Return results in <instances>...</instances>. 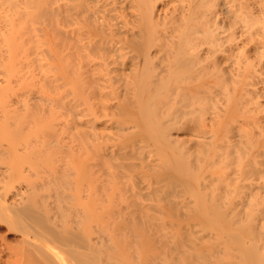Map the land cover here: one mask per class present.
I'll use <instances>...</instances> for the list:
<instances>
[{"label": "bare ground", "instance_id": "6f19581e", "mask_svg": "<svg viewBox=\"0 0 264 264\" xmlns=\"http://www.w3.org/2000/svg\"><path fill=\"white\" fill-rule=\"evenodd\" d=\"M5 1L10 0L0 3ZM47 1L50 0H26L23 5L25 9L21 13L29 21L43 16V19L49 21L51 18L45 16L50 17L56 8L48 10ZM55 1L57 4V0ZM67 1L62 8L68 17L66 26L73 23L75 25L72 26L75 27L88 26L87 34V31L80 32L81 35L86 34L85 39L88 40L85 43L90 45L88 48L79 41L82 36H78L79 32H76L75 37L80 45H75V40L74 46L70 48H77L79 45L83 49L82 56L77 58L81 59V63L85 60L86 68L80 66L87 73L90 70L96 71V74L101 73L96 78L95 73L88 78L90 80L87 82L90 81L96 88L86 83L92 95L95 98L94 94L99 96L98 101L94 98L96 102H92L93 98L90 96L92 103L79 102L84 107L87 106L85 110L77 104L79 110L85 112L83 116L92 114L94 118L92 115L86 120L82 118L83 123L78 121L72 128H83L85 125L93 128L96 125L93 126L92 123H96L97 116L111 114L116 117L109 123H113V129L116 128L121 133L116 141L108 135L114 139L109 140L117 144L114 146L108 138L105 139L107 134L103 138L102 133L105 131L100 134L95 129L87 132L88 128H77L71 136L67 135L68 141L69 138L78 140L77 144L72 141L76 147L70 145V151V147L63 150L60 142L64 138L56 137V142L57 139H62L59 141L60 146L57 142L56 146L59 147L54 145L55 137L50 138L58 135V130L64 133L62 130L66 129L65 123L59 124L63 125L62 129H56V125L51 124V118H56L59 114L53 112V106L58 107L59 104L61 108L63 103H70L65 98L66 102L62 100V94L58 95V99L46 97L48 105L38 106L32 102H24L22 106L13 104L12 108L8 103V107L3 106L0 122L3 120L2 123H6L8 120L12 123V128L6 130L3 129L4 126H0V155L8 157L4 168L0 169V229L16 233L17 244L10 246L11 250L15 249V255L18 253L19 258L21 257L19 261L22 264H264V103L259 101L260 97L261 100L264 99V90L261 88L264 87L261 84L264 82V0H228L230 4L225 8L226 20L223 22L228 21V27H242H238L239 32H242L241 38L245 34L244 38L239 39L241 42L237 48L241 49L237 52L233 49L234 57L228 65L222 63L229 60L232 54L216 58V51L223 48L219 45V35L217 36L218 12L215 6L218 0ZM50 10L52 13H49ZM54 14L51 15L53 18ZM15 24L20 26L19 21ZM224 27L222 29L226 30ZM229 32L228 38L234 37ZM223 34L222 32L221 35ZM71 36L69 38L74 40ZM17 38L14 36V40L13 37L10 39L13 41L10 46L19 42ZM81 40L84 41V38ZM9 48L7 49L11 51L12 47ZM74 56L76 58L75 54ZM58 57L61 59L60 64H63V60L65 63L64 58ZM70 59L78 60L69 57ZM60 64L57 68L68 76V65ZM74 67L72 68L77 69L76 71L82 69H78L77 64ZM76 71L73 72L76 74ZM81 71L80 74H85L84 70ZM73 74L68 76L71 81L63 78L66 80L64 83L69 81L75 84H68L70 91L79 95L83 84L79 86L81 78ZM255 77L261 84V87L256 84L259 86L258 92L262 90L263 93L254 91L251 94V90L255 89L250 84ZM229 84L233 89L240 86L238 92H227L226 86ZM214 85L221 88L222 97L219 98L222 101L219 102H226L222 103L225 105H222L225 107L223 114L218 112L221 119H217V124L213 122L216 125L211 129L214 130L207 136L200 122L203 114L213 107L215 102L211 103L212 98L218 97L215 95L217 90H210V86L214 88ZM247 85L251 88L250 92ZM256 85L254 88H257ZM1 87L0 84V98L3 102L1 95H4L5 90H1ZM215 97L213 101L216 100ZM67 103L64 106L71 107L70 109L75 105ZM112 108L116 109L115 114L111 112ZM74 109L75 113L77 110ZM44 110L48 114L47 119L42 115L38 116ZM256 112H260V118L255 115ZM75 115L76 113L73 116ZM112 117L108 116L106 121ZM239 117H242L240 124L233 127ZM43 125L45 129L48 128L45 130L48 132L43 130L41 140H35L36 137L34 140L29 139L30 134ZM196 126L203 128L197 129L204 135L199 133ZM128 129L129 131L122 132ZM173 129L176 132L184 131L182 135L187 137H173ZM229 130L237 132L238 136H233L232 132L230 137ZM117 132L113 133L114 136ZM62 133L60 136H63ZM24 135L27 137L24 138ZM6 139L8 142L4 143L3 140ZM44 139L46 144L52 143L51 148L44 145ZM104 140L118 151L109 149V156L113 159L111 163H116L115 154L118 160H121L119 155L123 157L130 154L132 161L125 158L128 160V167H131L135 160L132 154H139L145 159V153L154 152V155L153 152L151 156L148 155L150 158L153 155L154 158L147 165L144 162L148 160H143V157L139 164L150 166L149 173L146 168L144 174L140 170V177L147 175V181L142 179L143 183L147 184L150 179L152 181L148 184L155 183L148 186L151 198L145 191V197L153 199L148 203L155 202L151 209V204L147 207L145 205L148 203H142L141 200L144 196L143 183L140 184L143 188H139L140 185L133 179L127 181L125 176L131 169H135L132 168L135 164L129 172V168L125 167V159L123 162L126 164L117 161L115 165L118 168V163L120 167L125 164L124 169L121 168L125 170V174L121 175L123 171L116 167V172L108 170L114 163L109 162L110 165L107 166V162H101L105 159H100L103 157L101 152L106 155L104 153L109 151V146H104L107 143ZM64 143L62 142L63 145L67 144ZM102 143L104 148L100 146ZM72 148L75 150L72 151ZM102 149L104 150L101 151ZM60 151H63L65 157L60 156ZM56 152H59L57 155L61 157L60 161ZM203 159L206 161L203 162ZM108 160L106 157L105 161ZM51 162H54L53 165ZM55 162L60 165L57 166ZM100 162L104 171H101ZM206 162L207 164H203ZM34 163H41L40 166L45 163V166H41V171L33 167ZM46 163L52 165V169ZM203 168L207 169L206 172L209 170L207 173H211L212 178L208 179L209 174L204 178L206 172ZM201 169L205 172L202 176ZM127 170L129 173H126ZM130 175L131 173L129 177ZM124 176L126 179H123ZM19 179L25 180L23 187L18 186V183L12 184ZM152 208H155L153 213ZM0 236L1 239H6L8 235L0 233ZM13 263L16 264L17 261Z\"/></svg>", "mask_w": 264, "mask_h": 264}, {"label": "rangeland", "instance_id": "374dc122", "mask_svg": "<svg viewBox=\"0 0 264 264\" xmlns=\"http://www.w3.org/2000/svg\"><path fill=\"white\" fill-rule=\"evenodd\" d=\"M0 1H4V0H0ZM12 1V2H11ZM24 3H23V2ZM219 2V4L221 5H219L218 3L216 4V6H215V10H217V19H216V21H218L217 22V27H215V30H216V28H217V36L219 37V41L218 42H220V46L221 47H223V48H220V49H218L217 51H216V58L217 57H219V59L221 58V57H223V56H225V54L227 55V54H232L231 55V57L229 58V60H224L223 61V65L224 64H227L228 65V63L229 62H231V60L230 59H232V57H234V53H233V49H234V52H237V51H239L240 49L239 48H237L239 45H240V36H241V33L242 32H239V28L238 27H240V26H229L228 27V21H226V23H224L223 21H225L226 20V11H225V8L226 7H229V1L228 0H218ZM224 1V2H223ZM10 4H12L13 3V5H10ZM25 2H26V0H10V1H5V2H1L0 3V84H1V90L2 89H4L3 91V94L4 95H1L2 97H3V102H2V99H1V101H0V114H1V112H3V111H1V109H3V106H5L7 103V105L8 106H10L11 108H12V105L14 104H16L15 106H22V104L24 103V104H36V105H38V106H42L43 104L44 105H48V102H47V98L46 97H50V98H52V99H58V95H63L64 97H62V100L64 101V102H66V101H70V103H75V105H74V107H72V109H70L71 107H68V106H66V108H65V106H64V104H66V103H63V106H61V108L59 107L60 105L58 104V107L57 106H53V109H54V111L53 112H57V113H59L58 114V116H56V118H54V116H53V118H51V124L53 123V125L55 124L56 126L54 127V128H56V127H59V128H61V126H63L64 124L63 123H65V125L64 126H66L65 128H63V129H65V130H62L64 133H62L61 132V130H58L59 132L57 133L58 135H59V137H58V135H56V136H53V137H50V138H54L53 140H55L56 139V137L59 139V138H61L62 137V139H63V141H62V139H60L59 141H62V142H65V143H67V144H65V145H69L68 147H65V145H63L62 144V142H60L61 143V146H60V143H59V141H58V139H57V142L59 143V146L60 147H63L64 149L63 150H65L66 148H68L69 149V147H70V149H69V151L71 150V146L72 145H74V143L73 142H76V144H77V142H78V140L77 139H75V140H71L70 138H69V141H68V139H67V135L69 134L70 136H71V134H72V132H75V131H77V128H78V130H84L85 128V130H87V128L89 127V126H87L86 127V125L85 126H83V128H82V126H79V127H74V128H76V129H74V128H72L78 121H79V123H83L82 122V118L83 119H87L88 117L90 118L91 117V115H86L85 114V116H83L84 115V111L83 110H85L86 108H87V106L85 105V107H84V104L86 103V101L90 104V103H92V102H94L95 101V99H97L96 101H98V98L97 97H99L97 94H94L95 96H96V98L92 95V92H90V88H89V86H87V84H89L90 83V81H89V83L87 82L88 80H90V79H88L89 78V76H94L96 73L95 72H93V71H89V73H87L85 70L86 69H84V68H86V64L84 63L85 62V60L81 63L79 60H81V59H78L77 57H80V56H82V50L83 49H81V47H79V41H81V42H83V43H85V41L86 40H88V39H85L86 37H85V35L88 33V26H81L80 27V25H76V27L78 28H76L75 26H72V25H70V24H68V26H66V24L67 23H65V22H68L67 21V14H65V11H64V13H63V10L64 9H62V8H64V5H66V3L65 2H68L67 0H57V4L59 3H61L60 5L58 4H56V1L54 0H50L49 2L47 1V4H49V7H48V10L49 9H51V10H54L55 8V10H54V12H57L58 14L56 15V13L54 14V12L52 13L51 12V10L49 11V13H52V14H48L50 17H48V16H45L46 18H53L51 15H53L54 14V22L53 21H51V19H49V21H47L46 19H43L44 18V16H43V18L42 17H40V19L38 18L37 20H36V18H33L31 21H29L26 17L24 18V15L21 13V11H22V9L24 10L25 8V6L23 7V5L25 4ZM21 3H23V4H21ZM232 4V3H231ZM57 5V6H56ZM61 5H63V6H61ZM217 6H219V7H217ZM23 7V8H22ZM53 7H55L54 9H52ZM58 7V8H57ZM217 8V9H216ZM57 9H58V11H57ZM221 9H222V11H221ZM224 10V11H223ZM17 11V12H16ZM23 12V11H22ZM220 12V13H219ZM222 14V15H221ZM64 15H65V17H64ZM220 15V16H219ZM17 18H16V17ZM223 16V17H222ZM225 16V17H224ZM15 17V18H14ZM42 18V19H41ZM56 18H58V19H56ZM222 18H224L223 20H222ZM12 19L14 20V19H16L17 21H19V24H20V26H18V24L16 25L15 23L17 22L16 20H14L13 22H12ZM19 19V20H18ZM55 19H56V21H55ZM64 19H65V21H64ZM26 20V21H25ZM24 21V22H23ZM29 21V22H28ZM59 21V22H58ZM52 22V23H51ZM221 22H222V24H221ZM14 24L13 26H12V24ZM27 23V24H26ZM219 23V24H218ZM23 24V25H22ZM76 24H78V23H76ZM222 25L226 30H228V31H226V30H223L222 29V26L220 27L219 25ZM21 25H22V27H21ZM75 25V24H74ZM82 25V24H81ZM20 27V29H18ZM55 27V28H54ZM74 27V28H73ZM228 27V28H227ZM53 28H54V31H53ZM70 28H72V29H74V30H71ZM81 28V29H80ZM240 28H242V27H240ZM18 29V30H17ZM16 30V31H15ZM20 30V31H19ZM67 30H69L68 32H67ZM76 30V31H75ZM83 30V31H82ZM73 31V32H72ZM86 32V34L85 33H83L82 35H81V32ZM226 31V32H225ZM230 31V32H229ZM231 31H233V32H231ZM237 31V32H236ZM242 31V30H241ZM79 34L78 36H82L81 37V39H83L84 38V41L83 40H79L78 42H77V40H76V37H77V33ZM222 32L224 33L223 35H221L222 34ZM228 32L231 34H234L233 36L234 37H229L228 38ZM73 33L75 34L74 36H73ZM221 33V34H220ZM237 33V34H236ZM240 35H239V34ZM70 34H72V36L70 35ZM226 34V35H225ZM231 34V35H232ZM50 35V36H49ZM84 35V36H83ZM14 36L15 37H18L17 38V40L19 41L18 43H20L19 45H18V43L17 42H15V43H17L15 46L14 45H11L10 46V44L12 43L13 44V41L12 40H14ZM69 36H71V38L73 39L74 38V40H71L70 38H69ZM76 36V37H75ZM238 36V37H237ZM244 36H245V34L243 35V37L242 38H244ZM13 37V39L10 41V39ZM228 40H227V39ZM237 38V39H236ZM241 38V39H242ZM70 39V40H69ZM79 39V38H78ZM236 39V40H235ZM15 40H16V38H15ZM76 40V41H75ZM227 40V41H226ZM71 41V42H70ZM73 41V42H72ZM76 42V44L75 45H77V44H79L78 46H77V48H76V46L75 47H72V48H70L71 46H74V43ZM229 41H231V42H229ZM239 41V42H238ZM11 42V43H10ZM73 43V44H72ZM83 43H81V44H83ZM229 43H230V45H229ZM232 44V45H231ZM238 44V45H237ZM84 45H86L88 48H90L89 46L90 45H87L86 43L84 44ZM8 47H12L11 48V51L10 50H8L7 48ZM219 47V46H218ZM217 47V48H218ZM232 47V48H231ZM248 47V46H247ZM9 48V49H10ZM237 48V49H236ZM75 49V50H74ZM78 49V52L76 51ZM222 49V50H221ZM226 50V51H224V50ZM236 49V50H235ZM239 49V50H238ZM72 50H74L75 52L73 53V51ZM85 50V49H84ZM10 51V52H9ZM67 51H69L70 53H68ZM72 51V52H71ZM220 51V52H219ZM222 51V52H221ZM228 51V52H227ZM230 52V53H229ZM11 53V54H10ZM77 53H79V54H77ZM223 53V54H222ZM8 54H10V56H11V59H13V60H11V59H9L10 58V56L9 57H7L8 56ZM68 54H69V57L70 58H74V59H78L77 61L76 60H69V57H68ZM74 54L76 55V58H75V56H74ZM58 55L63 59H65L66 61H65V63H64V60L62 61L63 62V64H60V61L59 60H61L59 57H58ZM223 55V56H222ZM228 56V55H227ZM68 57V58H67ZM236 58V57H235ZM90 59V58H89ZM92 59H95V58H91L90 60H92ZM236 59H238V58H236ZM10 60L13 62V63H11L10 62ZM97 60H99V58H97ZM218 60V59H217ZM57 61V62H56ZM71 61V62H70ZM72 61H75V62H72ZM88 61V60H87ZM87 61H86V63H87ZM219 61V60H218ZM226 61V62H225ZM59 62V63H58ZM67 62V63H66ZM78 62V63H77ZM91 63L93 62V61H90ZM73 63V64H72ZM74 63H75V65H74ZM90 63V64H91ZM60 64V66L61 65H65V64H67L68 66H67V70L69 69L70 70V72L68 71V73L69 74H67L68 76L70 75V73H71V75L77 70V69H75L74 70V68H77V67H74V66H76V64H77V66H79L78 67V69H80V68H82V67H84V68H82V69H80L79 71H76V74L74 73L73 75H77V77H80L81 79H79L80 80V85L79 86H81L82 84V86H81V90H82V95H81V93L79 94V95H77V94H75V93H72L71 91H70V87H69V85H75V84H73V83H71V82H69V81H71L69 78H68V76H66V74H63V73H61L60 72V70L57 68L58 67V65ZM70 64V65H69ZM72 64V65H71ZM79 64V65H78ZM84 64V65H83ZM8 65V66H7ZM74 65V66H73ZM82 67H81V66ZM226 65V66H227ZM62 66V67H63ZM66 66V65H65ZM72 67H74V68H72ZM71 70H73V71H71ZM85 71V74H88V76L87 75H85V74H80V71ZM59 73H58V72ZM81 71V72H82ZM84 73V72H83ZM93 73V75H90V74H92ZM95 73V74H94ZM64 75V77H63V75ZM101 74V73H100ZM100 74H96L95 75V77L94 78H96L97 76H99ZM60 75V76H59ZM70 75V76H71ZM81 75H82V77H81ZM105 76V75H104ZM58 77H60V78H58ZM90 77V78H91ZM63 78H65L66 80H69V81H67L66 83H64V81H66L65 79H63ZM238 78V77H237ZM3 79V80H2ZM205 79H207L208 80V77H206ZM256 77L254 78V80L253 79H251V81L253 80V82H251L252 84H250L251 85V88H253V89H255V90H251V94H253L254 93V91H256L257 93H260V92H262L263 93V91L261 90L260 92H258V88H259V84L260 83H258V81H256ZM53 80H55V81H53ZM4 81V82H3ZM249 82H250V79L248 80ZM255 81H256V83H255ZM56 84H54V83ZM73 82V81H72ZM79 82V81H78ZM3 83V84H2ZM61 83H63V84H61ZM71 83V84H70ZM87 83V84H86ZM60 84H61V86L63 87V86H65V84H67L65 87L67 88H65V87H63V88H61V86H60ZM69 84V85H68ZM79 84V83H78ZM91 85H94V84H92V83H90ZM256 84H258V85H256ZM262 84V86L264 85V82L263 83H261ZM261 84H260V87H261ZM55 86L54 88H52V87H48V86ZM232 85V84H231ZM254 85V86H253ZM255 85H256V87L257 88H254L255 87ZM5 86H6V89H5ZM59 86V87H58ZM83 86H84V88H83ZM86 86V87H85ZM95 86V85H94ZM93 86V87H94ZM245 86V85H244ZM243 86V87H244ZM253 86V87H252ZM56 87H58V88H56ZM211 88H212V86H210ZM217 87V88H216ZM228 87V88H227ZM230 84H229V86H226V91L227 92H231L232 90H236V92H238V88L240 87V86H238V88L236 87L235 89H233L232 87H230ZM246 87V86H245ZM61 88V89H60ZM79 88V87H78ZM85 90V92H83V89ZM95 88H96V86H95ZM210 88V90H217V91H215V95L217 96L218 95V97L216 98L215 96V99L216 100H218V101H216V100H214L213 101V99H214V97L212 98V100H211V103H214V105H213V107L215 108H213V107H209L210 108V111H209V109H208V112L207 113H204L203 114V120L200 122V125L204 128V134L205 135H207V136H210V135H208L209 133L211 134L212 133V131L214 130H212L211 128H214L215 127V125L217 124V119H221V117L219 118L218 117V115L220 114V115H222L223 114V112H224V109H225V107H223V106H225L224 104H222V103H224V102H226V101H224V99L226 98H223V101L224 102H222V103H220L221 101H222V99L221 98H219V97H222L221 96V93H220V87H218V86H215L214 85V88H212L211 89ZM247 88H249V85H247ZM251 88H249V92H250V89ZM263 90H264V87H261ZM57 89H60V90H57ZM257 89V90H256ZM63 90H65V91H63ZM67 90H68V93L69 94H67ZM104 90H106V89H104ZM229 90V91H228ZM260 90V89H259ZM61 91V92H60ZM70 91V92H69ZM88 91L90 92L89 94H88ZM223 91V90H222ZM224 91H225V88H224ZM63 92V93H62ZM216 92H218V93H216ZM2 93V92H1ZM60 93V94H59ZM65 93V94H64ZM71 93V94H70ZM88 95H87V94ZM224 93V92H223ZM235 93V92H234ZM257 93H255V95L257 94ZM262 93L261 94H259L260 96L262 95ZM66 94H67V96H66ZM220 94V95H219ZM225 94V93H224ZM233 94V93H232ZM236 95H238L237 93H235ZM234 94V95H235ZM71 95H73V96H71ZM212 95V94H211ZM259 95H257L258 96V99H259ZM90 96H92V98L90 97ZM72 97H74L75 99H73ZM82 97V98H81ZM223 97H224V95H223ZM11 98V99H10ZM15 98V99H14ZM27 98V99H26ZM60 98V97H59ZM63 98H65V100L63 99ZM69 98V99H68ZM88 98H89V100H88ZM95 98V99H94ZM257 98V97H256ZM262 98H264V93H263V95H262ZM10 99V100H9ZM23 99V100H22ZM47 99V100H46ZM73 99V100H72ZM90 99H92L91 101H90ZM258 99H256L257 101H258ZM13 100V101H12ZM18 101V103H17V101ZM219 100H220V102H219ZM230 100V99H229ZM228 100V101H229ZM62 101V102H63ZM84 102V104L83 103H80L79 104V102ZM90 101V102H89ZM95 101V102H96ZM112 101H114V99H112ZM112 101H110V102H112ZM241 101H242V99H241ZM261 103L263 102L264 103V99L263 100H261V97H260V100H259ZM258 101V102H259ZM10 102H11V104H10ZM13 102H16V103H13ZM27 102V103H26ZM30 102V103H29ZM32 102V103H31ZM47 102V103H46ZM217 102V103H216ZM20 103V104H19ZM70 103H67V104H70ZM88 103H86V104H88ZM221 104V105H219V104ZM262 103V104H263ZM10 104V105H9ZM77 104H79V107L82 109V107H84V109L83 110H79V107H78V105ZM215 104H217V106L215 105ZM226 104V103H225ZM261 104V105H262ZM6 105V106H7ZM14 105H13V107H14ZM57 105V104H56ZM223 105V106H222ZM227 105H229V107H230V104H227ZM226 105V106H227ZM7 106V107H8ZM219 106V107H218ZM223 108H222V107ZM54 107H56V108H54ZM63 107V108H62ZM217 107V108H216ZM5 108V107H4ZM65 108V109H64ZM70 110H69V109ZM73 108H75L74 110H77V111H79L80 113L83 111V113H77V111L75 112L76 113V115L75 116H73L75 113L73 112ZM221 110H220V109ZM67 109V110H66ZM220 111H219V110ZM223 110V111H222ZM212 111L214 112L215 111V113H212ZM217 111V112H216ZM45 112V113H44ZM111 112L113 113V114H115L117 111H116V109H114V108H112V110H111ZM115 112V113H114ZM218 112H219V114H218ZM222 112V113H221ZM71 113V114H70ZM257 114H255L256 116H259L260 115V112H256ZM211 116H209V115ZM262 114V113H261ZM39 115H42V116H44L45 118H46V116H48V114L46 113V110H44L43 112H41V113H38V116ZM57 115V114H56ZM78 115V116H77ZM77 116V117H76ZM79 116H80V118L81 119H79L78 120V118H79ZM81 116H83V117H81ZM108 116H109V118L111 117V116H113L112 117V119H110L108 122L106 121V120H108ZM238 116V115H237ZM75 117V118H74ZM92 117L94 118V116L92 115ZM98 118H96V120H95V122L96 123H92V125L94 126V125H96L97 126V128H96V126L95 127H93L92 128V126H90V128H88V131L87 132H91V131H93L94 129H95V132L97 131V133H102L103 131H105V132H103L102 134H103V138H105V135L107 134V136H106V138L105 139H107V140H112L113 138L112 137H114L115 138V141H116V139H118V138H116L118 135H120V133H121V131H120V133H118L117 132V130H116V128H115V130L113 129V123H112V125H111V123H109L111 120H112V122H113V120H115V117H116V115H111V114H109V115H107V116H104L103 115V117L102 116H97ZM102 117V118H101ZM213 117V118H212ZM218 117V118H217ZM214 118H216V119H214ZM237 118V117H236ZM259 118H260V116H259ZM47 119V118H46ZM98 119V120H97ZM210 119V120H209ZM239 119V120H238ZM234 123H233V127L235 126V125H237V124H240L239 122H241V119H242V117H239ZM76 120V121H75ZM101 120V121H100ZM218 120V121H219ZM3 121V120H2ZM2 121L0 122L1 124H0V126L1 127H3V129L5 128L6 130H7V128H8V130L9 129H11L12 128V123L10 122V121H8V120H6V123L4 122V123H2ZM212 121V122H211ZM216 121V122H215ZM62 122V123H61ZM93 122H94V120H93ZM198 122V121H197ZM216 123V124H214V123ZM8 123V124H7ZM57 123H58V125H57ZM63 124V125H59V124ZM103 123V124H102ZM105 123V124H104ZM106 123H107V125H106ZM202 123V124H201ZM11 125V126H10ZM30 125H32V126H34L33 124H30ZM110 125V126H109ZM197 125H199L198 123H197ZM212 126V127H211ZM238 126V125H237ZM39 127H41V126H38V128H36L37 130H35V133H33V134H30V136H31V138H30V136H29V139H32L33 138V140H34V138H35V140H41V133L43 132V130H44V132H46L45 130L46 129H48V128H44L45 127V125H43V127H41V131L39 130L40 128ZM103 127V128H102ZM105 127H106V129H105ZM200 126H196V129L197 128H199ZM202 127H200L201 129H203ZM80 128V129H79ZM82 128V129H81ZM199 128V129H200ZM57 129V128H56ZM62 129V128H61ZM108 129V130H107ZM199 129H197V130H199ZM207 129V132L205 131ZM217 129V128H216ZM211 130V131H210ZM66 131V132H65ZM100 131V132H99ZM114 131V132H113ZM115 131L117 132V134L114 136V134H115ZM125 131L127 132V131H129V129L128 130H124V131H122V132H124L125 133ZM173 131H174V133H173ZM179 131V132H178ZM181 130H177V132H176V130H172V136L173 137H175L176 136V138L178 137V138H183V137H187V135H182L183 133H184V131H181ZM200 131L201 130H199V133H200ZM203 131V130H202ZM209 131V132H208ZM230 131V132H229ZM228 131V133L230 134V137L232 136L231 134H233V136L235 135V134H237V132H231V130H229ZM43 132V133H44ZM47 132H48V130H47ZM46 132V133H47ZM26 133H28V132H26ZM39 133V134H38ZM42 133V134H43ZM45 133V134H46ZM60 133H62L61 135H63V136H60ZM67 133V134H66ZM105 133V134H104ZM114 133V134H113ZM180 133V134H179ZM207 133V134H206ZM200 134H203V132H201ZM203 134V135H204ZM28 135V134H27ZM40 137H39V136ZM108 135L109 136H112L111 138L110 137H108ZM48 136V135H47ZM46 136V137H47ZM66 136V137H65ZM237 136H238V134H237ZM237 136H235L236 138H237ZM24 138L25 137H27V136H23ZM49 137V136H48ZM39 138V139H38ZM49 138V141H51V142H53L52 141V139H50ZM208 138V137H207ZM233 138V137H232ZM45 139H47V141H48V138H45ZM45 139H44V141H45ZM107 140H104V141H107ZM109 140V141H110ZM114 140V139H113ZM73 141V142H72ZM115 141L113 142V141H110V142H112L113 143V145L115 146V145H117V144H115ZM3 142L4 143H7L8 142V140L6 139V141L5 140H3ZM50 142V143H51ZM57 142H56V140H55V143L56 144H54L55 146L56 145H58L57 144ZM110 142H108L107 141V143L105 142L104 143V146L107 144L108 146H109V148H108V146L106 145V147L108 148V150L110 149L111 150V148H112V150L113 149H116V147L115 148H113V147H111L112 146V144L110 143ZM48 143V142H47ZM46 144V141L44 142V145H46V146H48V148L50 147L51 148V146H52V143L51 144ZM71 143V144H70ZM110 143V144H109ZM118 143V142H117ZM51 145V146H50ZM53 145V147L55 148V146ZM71 145V146H70ZM59 146H56V147H59ZM75 146V145H74ZM100 146H103V143H102V145L100 144ZM104 146H103V148H104ZM119 146V145H118ZM52 147V148H53ZM76 147V146H75ZM74 147V148H75ZM106 147H105V151H106ZM44 148H46L45 146H44ZM74 148H72V151H73V149ZM57 149V148H56ZM68 149L66 150V152H65V154L68 152ZM76 149V148H75ZM74 149V150H75ZM59 150H61V148L59 149ZM59 150H56V151H59ZM104 149H102L101 151H103ZM110 150L109 151H107V153L105 152L104 154H106V155H103V152H101V156H103V157H100V159L101 158H105L106 159V157H108L109 158V160L108 161H105V159L103 160V161H101V162H104V164H106L105 162H107V166H109L110 164H109V162L111 163V159L112 158H110V156H109V154H111L110 153ZM120 150H123V149H119V151ZM128 150H129V148H128ZM117 151V149L114 151V152H116ZM61 153H60V156L61 155H63L64 157H65V154H63V151H60ZM113 151H112V153H114ZM118 152V151H117ZM153 151H151V153H152ZM57 153H59V152H56V155H57ZM150 153V154H151ZM149 153L147 154V153H145V159H144V156H142L143 157V160H148V162H144L145 164L146 163H149L150 162V160L151 159H153L154 157H153V155H154V152H153V155H152V157L150 158L148 155H150ZM56 155H55V158H57V157H59V161H60V156H58L57 155V157H56ZM99 155V156H100ZM133 155V157H134V162H132L133 164H132V166L135 164H138L137 166H131L132 168H135L134 170L133 169H131V172H130V168L131 167H128V160L130 161L131 159H132V156L131 157H129L130 156V154H128L127 156L125 155V156H120L119 155V159H121V160H118V156L115 154V156H116V158H114V160H116L115 162L117 163V161L118 162H122V163H125V162H123V159H125V161H126V165L125 164H122V166L123 167H120V165H119V163L117 164L118 166H119V168L118 167H116V163H114V162H112L111 164H113V165H110L109 167H108V170H112V171H114V172H116L115 170L116 169H120V171L122 170L123 172L121 173V175H123V173H124V171L125 170H123L124 169V165H125V167L127 166V168H129V172L131 173V175H130V177H129V172H128V170H127V172L126 173H129V174H127V175H125V176H127V181H131L130 179H133L135 182H136V184L139 186L140 184L142 185V183H143V180L145 179L146 181H147V175H145V176H141V177H143V178H141L140 177V175H139V173H141V171L140 170H142V173H143V171H144V173H145V168H146V172L147 173H149L150 172V170H148L149 168H150V166L148 165V166H146L144 163H142L143 165H139L140 163H141V156L138 154H132ZM5 155H0V169L1 168H4V166H5V161H7V156H5ZM146 156L149 158H147L146 159ZM151 156V155H150ZM7 157V158H6ZM43 157V156H42ZM64 157H63V159H64ZM122 157V158H121ZM128 159H126V158ZM54 158V157H53ZM55 158L53 159V160H55ZM43 159H44V157H43ZM63 159H61L62 161H63ZM99 159V157L97 158V160ZM155 159H156V157H155ZM52 160V161H53ZM113 160V159H112ZM57 161H58V159H57ZM56 161V162H57ZM132 161V160H131ZM157 161V160H156ZM206 160H204L203 159V162H205ZM44 162H46V161H44ZM55 162V164L58 166V164L60 165V163L58 162V163H56ZM101 162H100V165H101V168H102V166H103V164H101ZM143 162V161H142ZM52 163V162H51ZM54 163V162H53ZM53 163H52V165H53ZM130 163V162H129ZM24 164H26V163H24ZM41 164V163H40ZM40 164L39 163H34L33 165V167H35V168H38V169H40L41 170V166L44 164V166H45V163H43L41 166H40ZM49 167L51 166L52 167V165H50L49 163H46ZM203 164H207V162L206 163H203ZM46 165V166H47ZM27 166V165H26ZM44 166H42V168L44 167ZM106 166V165H105ZM129 166H130V164H129ZM140 168H139V167ZM49 167H47V168H49ZM50 167V169H52ZM55 167V166H54ZM114 167H116V169L114 168ZM136 167H137V169H136ZM148 167V168H147ZM101 168H100V170H101ZM109 168H111V169H109ZM114 168V169H113ZM121 168H123V169H121ZM126 168V169H127ZM142 168V169H141ZM206 168V167H205ZM45 169V168H44ZM204 169V168H203ZM203 169H201L202 170V173H203ZM43 170V169H42ZM41 170V171H42ZM107 170V168L105 169V171ZM205 170H207V169H204V171ZM228 170V169H227ZM101 171H104V169L102 168V170ZM118 171V170H117ZM107 172V171H106ZM105 172V173H106ZM206 172V171H205ZM204 172V173H205ZM207 172H209V170L207 171ZM205 173V175H204V173L203 174H201V176L202 175H204L205 177L204 178H206V174L208 175L209 174V176H210V174L211 173ZM102 173V172H101ZM137 174V175H135V174ZM143 173V174H144ZM118 174H119V172H118ZM125 174V173H124ZM139 175V176H138ZM142 175V174H141ZM125 176H124V178L123 179H126L125 178ZM209 176H207V178L209 177ZM140 177V178H139ZM145 177V178H144ZM210 178H212V176H210L208 179H210ZM142 180V182H140L141 180ZM150 179V178H149ZM21 180V181H20ZM145 180H144V182H145ZM149 182L150 181H152L151 179L150 180H148ZM21 183V185H20V183ZM140 182V183H139ZM148 182V183H149ZM19 185H18V184ZM147 183V184H148ZM12 184H14V185H18V186H20V187H23L24 186V184H25V180H23V179H19V180H17V181H14V183L12 182ZM145 184L146 183H143V186H144V188H143V186H139V188L141 187V188H143L142 190H143V193H142V191L139 189V191L142 193V195H144L143 197H145V195H146V192H147V194H148V196H149V193L148 192H150V187H151V185H153V184H155L154 182L152 183L151 182V185L150 184H146V186H145ZM150 185V187H148ZM146 187L149 189V191H148V189H146ZM146 191V192H145ZM143 197H141V200H142V203L144 202H146V203H148V201H152L150 198H148V197H145V198H147L146 199V201L144 200V198ZM156 201V200H155ZM145 203V204H146ZM151 204V206H150V209H151V207H153V205L152 204H155V202H153V203H151V202H149L148 203V205H145V206H149ZM155 207V206H154ZM154 209V210H153ZM152 213H153V211H155V208H152ZM156 211H157V208H156ZM154 214H156V213H154ZM2 229L4 230V232H2ZM1 231H0V233H1V235H3V234H5L6 233V235H8V236H6V239H1L0 238V245H1V247L0 248H2V250L0 251V264H14L13 262L15 261H17V263L16 264H22L21 263V261H19L20 260V258H19V254L17 255H15V249H13V250H11V246L13 247V246H15L16 244H17V238L15 237L16 236V233L15 232H11V233H7L6 231H5V229L4 228H1L0 229ZM14 234V235H13ZM10 240V241H8V239ZM13 238V239H12ZM14 238H16V239H14ZM2 240H4V241H2ZM5 240H7L6 242H5ZM14 240V241H13ZM3 242H4V245H3ZM8 242L10 243L9 245H8ZM11 245V246H10ZM10 247V248H9ZM8 248H9V250H8ZM15 253H14V252ZM9 254H11V255H9ZM14 254V255H13ZM2 256V257H1ZM15 258H16V260H15Z\"/></svg>", "mask_w": 264, "mask_h": 264}]
</instances>
